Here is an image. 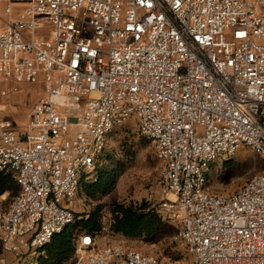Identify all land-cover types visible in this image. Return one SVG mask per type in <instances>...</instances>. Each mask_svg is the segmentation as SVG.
I'll use <instances>...</instances> for the list:
<instances>
[{
    "label": "built area",
    "instance_id": "built-area-1",
    "mask_svg": "<svg viewBox=\"0 0 264 264\" xmlns=\"http://www.w3.org/2000/svg\"><path fill=\"white\" fill-rule=\"evenodd\" d=\"M0 1L12 19L0 13V99L23 84L47 95L25 129L0 121V170L20 187L0 209L4 254L73 224L65 202L135 118L163 167L159 211L192 264H264V172L232 194L208 188L242 146L264 161V0ZM97 242L83 235L74 263L160 264Z\"/></svg>",
    "mask_w": 264,
    "mask_h": 264
},
{
    "label": "rangeland",
    "instance_id": "rangeland-1",
    "mask_svg": "<svg viewBox=\"0 0 264 264\" xmlns=\"http://www.w3.org/2000/svg\"><path fill=\"white\" fill-rule=\"evenodd\" d=\"M5 4L0 1V13L7 20ZM15 16V17H14ZM17 16V17H16ZM18 18V14L12 16ZM20 93V94H19ZM47 95L42 84H23L16 92L11 91L7 98L0 102V121H11L17 128L25 129L29 123V115L34 106ZM204 130V129H202ZM108 151L111 159L109 167L118 172L116 184L111 193L98 200H89L79 194L74 201H66L70 208L81 218L99 210L103 231L97 237L98 247L122 245L130 250L151 256L160 264H192L190 254L176 242V229L169 220L155 237L129 239L115 235L110 231L112 219L111 208L114 204L141 205L148 203L153 209H159L163 200L162 164L156 157L152 143L143 137L135 118L129 120L108 139ZM231 164L227 166L226 163ZM264 172V161L252 149L242 146L238 154L228 160L218 161L210 175L209 190L213 194H232L240 190L247 181ZM12 202L8 194L0 198V209H5ZM36 251H25L20 255H7L0 248V264H36L39 258ZM86 261L91 256L86 252ZM67 264H75L70 261Z\"/></svg>",
    "mask_w": 264,
    "mask_h": 264
},
{
    "label": "trees",
    "instance_id": "trees-1",
    "mask_svg": "<svg viewBox=\"0 0 264 264\" xmlns=\"http://www.w3.org/2000/svg\"><path fill=\"white\" fill-rule=\"evenodd\" d=\"M110 159L107 144L105 154L102 157L103 166L95 172L96 180L92 182L82 181L78 195L84 194L89 200L95 201L111 193L116 184L118 172L116 169H112L113 164L109 167ZM226 164L228 166L231 163ZM19 190L16 174L0 170V198L8 194L13 201ZM100 212L99 210L84 218L73 212L75 215L73 224L67 227L62 234L55 235L49 244L37 251L40 256L36 264H67L74 261L80 238L83 235H91L94 238L101 235L103 225ZM111 214L110 231L115 235L129 239L143 237L151 239L160 233L165 226V219L159 209H153L148 203L141 205L116 203L111 208Z\"/></svg>",
    "mask_w": 264,
    "mask_h": 264
},
{
    "label": "crops",
    "instance_id": "crops-1",
    "mask_svg": "<svg viewBox=\"0 0 264 264\" xmlns=\"http://www.w3.org/2000/svg\"><path fill=\"white\" fill-rule=\"evenodd\" d=\"M19 94H20V93H19ZM7 97H8V96H7ZM7 97H6V98H7ZM4 99H5V98L0 99V102H2V100H4Z\"/></svg>",
    "mask_w": 264,
    "mask_h": 264
}]
</instances>
